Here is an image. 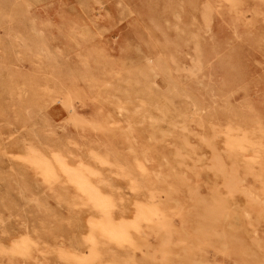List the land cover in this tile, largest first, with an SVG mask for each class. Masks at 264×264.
Masks as SVG:
<instances>
[{"label":"rangeland","instance_id":"rangeland-1","mask_svg":"<svg viewBox=\"0 0 264 264\" xmlns=\"http://www.w3.org/2000/svg\"><path fill=\"white\" fill-rule=\"evenodd\" d=\"M0 264H264V0H0Z\"/></svg>","mask_w":264,"mask_h":264},{"label":"bare ground","instance_id":"bare-ground-1","mask_svg":"<svg viewBox=\"0 0 264 264\" xmlns=\"http://www.w3.org/2000/svg\"><path fill=\"white\" fill-rule=\"evenodd\" d=\"M70 106H71V104H70ZM71 110H73V109H71ZM28 160H29V158H28ZM30 162H31V165L34 164L36 166V168L39 169L40 172H42L44 177L51 182L59 179L60 174L64 173V176L66 175L68 177V179H67L68 182H70L71 184H73V186H75L77 188V190L80 192V194L83 195L85 197V199L87 200L86 202L93 203L94 204L93 206L97 207V210L100 209L103 212L102 214H104L105 216H103L99 220L96 219V222L92 223L94 226V230H93V234L90 235L91 236L90 238L93 239L94 243H95L96 238H98L97 236H105V237L110 238V240H112V241H114L113 239H115L117 241H120V243H121V241L124 242V240H130L132 238L131 232H130L131 225H128L127 223L124 224L125 222L123 224H121L122 223L121 222L120 223L121 225H117V223L114 222V218H113L112 211H111L112 207H114V206H113L112 202L110 201L111 198L109 199L107 196L102 195V193L98 189V187L94 186L91 183L89 176H88V173H86V169L84 167L80 166L76 169L74 168L75 170H72L68 167L66 159L61 158V156H60V158L59 157L55 158V162H52L51 160L47 159L45 156H40V154L39 155L33 154V156L30 157ZM216 163H218V162H216ZM218 168H220V167H218ZM233 180H235V179H233ZM231 187L235 188V184L234 183L231 184ZM79 192H77V193L79 194ZM77 197H79V195ZM79 201H80V199H79ZM82 202L85 204V200L84 201L81 200L79 203H82ZM142 206H141V208H142ZM145 207H147V205H145ZM145 207L141 209L139 219L137 222H135L136 223L135 226H134V224L132 225L135 228L139 227V224L142 220H151V215H156L158 213L157 207H156V209H154V208L148 209ZM98 214H100V213H98ZM31 244L32 243H30L28 241H24V243H22L19 247L15 248L13 250V252L14 253L16 252V254L20 253L21 256H22V254H30ZM91 254H92V252H91ZM93 257H95V256H93Z\"/></svg>","mask_w":264,"mask_h":264}]
</instances>
